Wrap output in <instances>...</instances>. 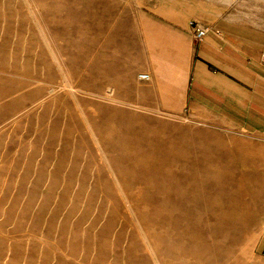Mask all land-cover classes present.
Masks as SVG:
<instances>
[{"label":"rangeland","instance_id":"rangeland-1","mask_svg":"<svg viewBox=\"0 0 264 264\" xmlns=\"http://www.w3.org/2000/svg\"><path fill=\"white\" fill-rule=\"evenodd\" d=\"M178 6L0 0V264H264V128L190 102Z\"/></svg>","mask_w":264,"mask_h":264},{"label":"crops","instance_id":"crops-1","mask_svg":"<svg viewBox=\"0 0 264 264\" xmlns=\"http://www.w3.org/2000/svg\"><path fill=\"white\" fill-rule=\"evenodd\" d=\"M177 21L207 28L195 43L190 102L254 133L264 128V0H178Z\"/></svg>","mask_w":264,"mask_h":264},{"label":"built area","instance_id":"built-area-1","mask_svg":"<svg viewBox=\"0 0 264 264\" xmlns=\"http://www.w3.org/2000/svg\"><path fill=\"white\" fill-rule=\"evenodd\" d=\"M191 26H192V28H194L195 40L200 41L204 37V35L207 31V28L205 26H202V25L196 23V22H191ZM148 77H149V75L145 74V73L140 75V78H142V79H147Z\"/></svg>","mask_w":264,"mask_h":264}]
</instances>
